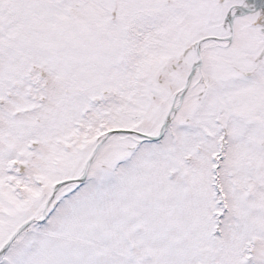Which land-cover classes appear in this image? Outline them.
Instances as JSON below:
<instances>
[{
  "label": "snow or ice",
  "instance_id": "obj_1",
  "mask_svg": "<svg viewBox=\"0 0 264 264\" xmlns=\"http://www.w3.org/2000/svg\"><path fill=\"white\" fill-rule=\"evenodd\" d=\"M0 264H264V0H0Z\"/></svg>",
  "mask_w": 264,
  "mask_h": 264
}]
</instances>
